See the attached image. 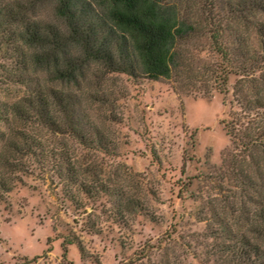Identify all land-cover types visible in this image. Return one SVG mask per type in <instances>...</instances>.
Returning <instances> with one entry per match:
<instances>
[{
	"label": "rangeland",
	"instance_id": "374dc122",
	"mask_svg": "<svg viewBox=\"0 0 264 264\" xmlns=\"http://www.w3.org/2000/svg\"><path fill=\"white\" fill-rule=\"evenodd\" d=\"M23 1L0 0V154L23 163L0 202V264H158L162 257L216 264L208 235L222 197L223 219L246 227L223 162L225 152L230 162L239 149L226 130L239 109L236 76L228 93L206 92L222 85L223 0H166L196 23L178 48L188 64L183 78L197 87L189 90L98 64L74 83L49 81L20 32L28 22L54 21L55 1H35L18 19L6 15ZM51 85L72 95L88 136L98 132L102 148L14 114L32 91ZM21 132L31 149L10 154ZM128 199L137 202L135 212L124 209Z\"/></svg>",
	"mask_w": 264,
	"mask_h": 264
},
{
	"label": "trees",
	"instance_id": "16d2710c",
	"mask_svg": "<svg viewBox=\"0 0 264 264\" xmlns=\"http://www.w3.org/2000/svg\"><path fill=\"white\" fill-rule=\"evenodd\" d=\"M35 1L41 0L17 2L6 15L21 18ZM54 1V21L28 22L20 32L23 43L34 49L33 63L46 68L49 81L74 83L86 67L98 64L107 73L173 79L179 83L175 89L196 87L183 78V68L188 64L178 49L182 41L197 31L196 23L173 3ZM207 18L212 20L210 16ZM213 34L218 39L221 33L215 30ZM217 51L223 57L222 85H207L206 92L219 89L228 93L230 75L236 76L232 96L239 109L226 124V130L239 149L230 162L225 152L223 162L227 175L236 182L238 202L243 208L240 219L246 227L238 223L237 229L231 221L223 219L222 197V211H212L211 215L214 227L208 235L213 240L209 257L216 264H264V0H223V47L218 46ZM13 110L25 121H37L52 132L73 136L82 144L104 146L98 132L88 136L72 95L61 88L39 87ZM30 149L26 134L21 132L19 142L6 150L17 155ZM237 157L239 165L235 163ZM22 168L21 161L0 154V202L15 185L12 172ZM247 203L254 209L248 210ZM123 206L126 211L135 212L138 204L128 199ZM158 264L177 262L162 257Z\"/></svg>",
	"mask_w": 264,
	"mask_h": 264
}]
</instances>
